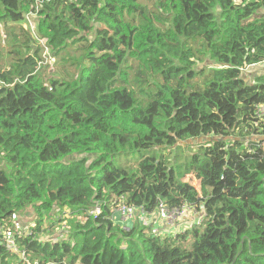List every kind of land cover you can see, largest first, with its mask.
Instances as JSON below:
<instances>
[{
  "label": "trees",
  "instance_id": "obj_1",
  "mask_svg": "<svg viewBox=\"0 0 264 264\" xmlns=\"http://www.w3.org/2000/svg\"><path fill=\"white\" fill-rule=\"evenodd\" d=\"M260 63L264 0H0V225L17 246L1 229L0 264H264V74H242ZM119 203L143 223L116 222ZM161 203L203 216L162 234Z\"/></svg>",
  "mask_w": 264,
  "mask_h": 264
},
{
  "label": "rangeland",
  "instance_id": "obj_2",
  "mask_svg": "<svg viewBox=\"0 0 264 264\" xmlns=\"http://www.w3.org/2000/svg\"><path fill=\"white\" fill-rule=\"evenodd\" d=\"M34 13H32L31 17H34ZM37 17V14L35 15ZM30 16L29 17H26L25 20L22 22V24L26 25L28 28L31 27L30 25V22L34 24V21H35V17L34 18H31ZM34 25H32L30 31L31 33H34ZM17 29V28H15ZM37 42L43 47L42 51H41V56H42V61H40L39 65H40V68H39V73L41 75H43L45 78L46 77H49V76H57V70L60 68V58L59 57H56L54 56L53 54V51L50 49V48H47L45 47V44L44 42H42L40 39H37ZM70 55H75L76 53L78 55H80L82 53V51L77 48V46H73V48H71L70 50ZM54 58H53V56ZM79 57V56H78ZM208 63V61L206 62ZM261 69H264V67H261V68H255V66H249L245 69L242 70V74L243 76L247 77L249 80L250 79H254L255 77H257V73L258 71H260ZM0 165H3L2 162H0ZM29 210L30 209H26V212H21L19 214H17V217L16 218V221H18V225H20V222L21 221H25V226H29V224L31 223L32 221V215L33 214H29ZM196 215V216H195ZM203 216V213L202 212H198V211H195L194 209H191L190 207H183L182 209L180 210H177L175 211L174 215H173V220L172 221H168L172 226H174L175 224L180 227L179 229L180 230H183L185 228H187L189 225H191L192 223H195V221L197 219H201ZM29 217V219L27 218ZM194 218V219H193ZM136 219L139 220V223H143L144 221V217H142L140 219V215H136L135 219H133V221H136ZM21 220V221H20ZM33 222V221H32ZM119 222V221H117ZM158 219L156 220V223L155 224V221L154 222H151L152 226H153V229H159L160 232H163L162 234L168 232V230H171L169 228H163V225H160L158 224ZM73 224V222H72ZM170 224H166L165 225H170ZM171 226V227H172ZM52 227L50 229V232L49 234H45L43 235L45 238H49V237H53L54 239H58V238H62L64 237L65 235V230L70 228V225H69V222L68 220L66 221H61V223H58L55 222L52 224ZM3 229L5 231H9V224L8 223H5ZM0 230H1V225H0ZM18 230V229H17ZM22 231V230H20ZM172 231H176L175 228L172 229ZM13 233H16V231L12 230ZM1 233V231H0ZM12 261H15V259H12Z\"/></svg>",
  "mask_w": 264,
  "mask_h": 264
},
{
  "label": "built area",
  "instance_id": "obj_3",
  "mask_svg": "<svg viewBox=\"0 0 264 264\" xmlns=\"http://www.w3.org/2000/svg\"><path fill=\"white\" fill-rule=\"evenodd\" d=\"M32 13H30L27 17H31ZM31 27L32 24L30 23ZM256 114L264 120V104H259L256 106ZM177 210H169L164 204H159L157 208L156 216L157 218L166 224H170L168 221L173 220V215ZM113 214L118 217V219L121 221L124 227H129L133 223V219H135V215L137 212L140 215H143L144 211L142 208L136 209L134 206L127 205L125 203H119L115 208L113 209ZM100 214V205L96 204L90 211L89 215L93 216V219H95ZM113 215V221L115 222ZM201 219H197L195 221L196 224L200 223ZM13 222L16 224L18 221H16V217L13 218ZM173 224V223H171ZM2 230H4L1 227ZM26 234H30V231H26ZM3 244L7 246L8 248H17L16 242L14 240V234L9 230L4 232V239ZM20 256L24 258V253H20Z\"/></svg>",
  "mask_w": 264,
  "mask_h": 264
},
{
  "label": "crops",
  "instance_id": "obj_4",
  "mask_svg": "<svg viewBox=\"0 0 264 264\" xmlns=\"http://www.w3.org/2000/svg\"><path fill=\"white\" fill-rule=\"evenodd\" d=\"M261 67H264V63H263V64L260 63V64H258V65L255 66V68H261ZM260 74H264V69H261L260 71H258V73H257L256 76H259ZM195 216H196V215H195ZM117 218H118V217H117ZM147 219L152 220L151 222H154V221H155V224H157V223H156V220H157L158 218H157V216L155 215V213L148 215V216H147ZM193 219H194V218H193ZM117 221H119V219H117L116 222H117ZM158 221H159V222H158L159 226H160V225H163V228H165V229H166V228H169V229H171V231H172L173 228H175L176 230H178V229L180 228V227H178L176 224H175L174 226H172V225H168V226H169V227H168L167 225H165L164 222H161L159 219H158ZM119 222H120V221H119ZM171 226H172V227H171Z\"/></svg>",
  "mask_w": 264,
  "mask_h": 264
}]
</instances>
